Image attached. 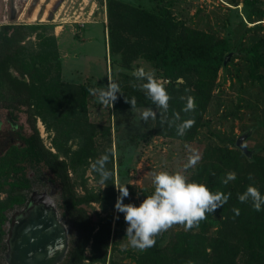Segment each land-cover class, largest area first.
Segmentation results:
<instances>
[{"label": "rangeland", "instance_id": "rangeland-1", "mask_svg": "<svg viewBox=\"0 0 264 264\" xmlns=\"http://www.w3.org/2000/svg\"><path fill=\"white\" fill-rule=\"evenodd\" d=\"M10 1L0 0V24L29 25L19 41L20 64L25 78L37 85V130L45 146L67 161L76 193L95 222L83 264H166V258L175 254L172 249L180 233L214 236L222 218L216 211L206 214L199 227L190 231L174 225L156 236L155 246L145 251L130 247L125 237L124 214L114 208L119 195L115 186L128 188L124 204L139 206L154 191L153 173L180 171L189 182L203 184L211 191L209 180L216 173L214 168H224L223 178L228 172H235L236 179L212 191L230 193L233 198L236 182L240 183L249 163L234 144L237 136L251 129L245 143L255 151V156L264 157V0H255L248 6L243 5V0H16L14 18L10 16ZM138 8L163 18L168 15L173 23L172 32L185 42L213 44L224 39L229 50L254 47L258 55L251 72L249 60L242 54L218 69L201 124L191 140L161 134L155 130L156 120L145 123L140 118L144 108L155 111V106L140 104L147 96L132 87V83H142L136 81L132 72L139 67L155 69L157 79L165 84L167 79L160 76L159 62L149 50L148 36L136 26L133 11ZM154 29L151 39L156 42L159 32ZM50 35L54 37L55 49L48 44ZM11 71L22 76L14 69ZM191 78L197 79L193 74ZM109 79L121 89L112 107L100 104L88 92L90 88L106 86ZM175 81L185 80L181 76ZM133 97L135 109L131 105L117 107ZM16 114L18 123L28 132L26 114ZM3 125L0 124V154L10 136H15ZM219 149L231 155L221 156ZM190 150L198 151L202 159L185 171L183 166ZM104 154L109 156L106 167L111 172L106 186L92 168L94 161ZM3 156L0 228L4 238L8 225L3 215L15 181L11 160L19 153L14 150L0 158ZM221 157L227 159L220 160ZM229 159V166H225L224 161ZM256 176L254 180L259 186L262 183ZM216 181L221 183L222 179ZM53 195L59 201L58 193ZM67 225L70 239L71 228ZM200 242L207 245L197 238L196 243ZM168 264L189 262L174 260Z\"/></svg>", "mask_w": 264, "mask_h": 264}, {"label": "trees", "instance_id": "trees-1", "mask_svg": "<svg viewBox=\"0 0 264 264\" xmlns=\"http://www.w3.org/2000/svg\"><path fill=\"white\" fill-rule=\"evenodd\" d=\"M254 1L243 0V5L248 6ZM133 13L137 28L143 31L150 40L149 50L152 56L158 59L160 76L167 79L165 86L171 96L169 117L173 112H178L182 120L189 118L195 120L194 126L184 136H178L174 127L168 128L167 125L162 127L159 118L156 120L155 130L164 135L191 140L201 124V116L213 89L217 71L221 66L226 67L227 65H223L225 55L230 51H235L231 58L238 54L246 56L251 72L254 70L255 58L258 56L255 48L243 51L229 50L227 41L224 39L213 44L188 43L172 32L170 24L173 23L168 15L163 18V15L139 8ZM28 26L20 23L0 24V89L3 92L0 107L11 109L13 112L23 111L26 114V123L29 128L28 132L22 133V146H12L6 150L5 154L18 150L19 156L11 160L12 170L15 173L22 170L21 162L28 159L44 168L52 176L51 179L57 183L60 190L58 205L71 228L68 250L60 264H83L85 249L93 238L95 222L76 193L67 161L45 146L37 130L34 111V104L38 100L37 85L32 79L25 78L23 65L20 64L22 50L19 41L26 34ZM152 28H155L154 32H159L156 42L151 39ZM48 44L55 49L53 35L48 37ZM258 60L260 63L263 62L260 57ZM11 69L16 70L22 76L14 75ZM192 74L197 77L196 80L191 78ZM181 76L184 77V83H177L175 80ZM185 89L191 91L186 93ZM186 95L195 97L197 105L195 111L188 114L182 112L185 101L180 99L181 96ZM140 104L153 105L148 98ZM128 105L130 104L121 103L117 107ZM16 115L18 118V114ZM237 149L249 163L240 183L236 182L234 189H237L233 198H229L227 203L216 210L222 216L216 234L212 237H204L198 234L180 233L179 240L172 249L175 254L171 258H166V264L174 260L193 264H264V208L261 211H255L250 201L241 203L238 200V195L243 193L249 185L255 186L264 195V157L255 156V151L248 157L238 147ZM213 151L216 152V148ZM224 154L227 155L226 150L219 149V155L223 156ZM228 155L231 153L229 152ZM4 156L0 159H3ZM225 159L227 157L224 159L221 157L220 160ZM233 159L237 164L236 156ZM229 162L230 159L224 161L225 166H229ZM214 172L216 173L209 180L210 186H212L210 187L211 191H214L216 187L217 189L224 187L223 183L216 180L223 179L222 175L225 173V169L214 168ZM249 174L252 175V179H249ZM254 174L261 181V185L257 186ZM14 187L15 184H12L7 207H10L19 198L14 194ZM233 209H239V215H236ZM3 217L6 218V215L4 214ZM3 233L4 230L1 227L0 264H6L3 255L5 251ZM197 238L200 241H205L207 245L202 242L197 244Z\"/></svg>", "mask_w": 264, "mask_h": 264}, {"label": "clouds", "instance_id": "clouds-1", "mask_svg": "<svg viewBox=\"0 0 264 264\" xmlns=\"http://www.w3.org/2000/svg\"><path fill=\"white\" fill-rule=\"evenodd\" d=\"M132 75L136 81H142V83H132V87L143 91L155 106V111L151 107L144 108L140 112V118L145 123L159 118L162 127L164 125L168 128L174 127L178 136L186 135L187 131L194 126L195 120L194 118L182 120L178 112H173L169 117L171 96L167 92L165 83L157 79L155 69L146 70L144 67H139L132 72ZM190 91L185 89L186 93ZM88 92L95 96L100 104L111 107L117 100L118 94L121 95L119 84L110 79L106 86L90 88ZM180 99L185 101L182 112L188 114L195 111L197 107L195 97L186 95L181 96ZM125 102L131 105V109L136 108L135 97L130 100L125 99ZM201 159L202 156L198 151L190 150L187 162L183 166L184 170L194 168ZM108 161L109 156L104 154L92 164L93 170L100 176V183L105 186L111 177V172L106 167ZM235 179L236 173L228 172L221 183L227 185ZM249 179H252L251 174ZM153 184L152 195L145 197L139 206L131 203L124 204V198L129 196L128 188L115 186L119 195L114 208L117 212L124 214L127 224L125 237H127L128 245L140 251L154 247L155 237L174 225H182L185 231L198 228L200 222L207 218L206 214H213L220 209L231 195L221 191L213 193L203 184L189 182L180 171L153 173ZM238 200L241 203L250 201L255 211H261L264 208V195L253 185H249L243 193L239 194ZM233 211L239 215V209H233Z\"/></svg>", "mask_w": 264, "mask_h": 264}, {"label": "water", "instance_id": "water-1", "mask_svg": "<svg viewBox=\"0 0 264 264\" xmlns=\"http://www.w3.org/2000/svg\"><path fill=\"white\" fill-rule=\"evenodd\" d=\"M236 7L238 3L235 4ZM16 9L11 3L10 16L14 18ZM235 51L228 52L223 65L231 59ZM251 129L237 136L236 146L248 157L252 151L245 140ZM6 264H58L69 246V228L58 202L47 192L33 191L26 204L15 210L3 238Z\"/></svg>", "mask_w": 264, "mask_h": 264}, {"label": "flooded vegetation", "instance_id": "flooded-vegetation-1", "mask_svg": "<svg viewBox=\"0 0 264 264\" xmlns=\"http://www.w3.org/2000/svg\"><path fill=\"white\" fill-rule=\"evenodd\" d=\"M14 7L16 5V0L10 1ZM17 112H13L11 109H6L0 107V124H5L10 128V131L13 132L15 136H10V142H8L7 147L4 149L0 155H3L6 150H8L12 146L20 145L22 146V133L25 131L23 127L18 123V118L16 115ZM4 126V125H3ZM21 171L15 173L12 170L11 175L15 179L14 194L19 196L18 200H15L10 207H7L6 222L9 226L10 216L11 214L24 206L29 199L30 194L33 191L38 192H47L50 196H52L56 202H58V197L56 198L53 193H58L59 195V187L55 181L51 179V175L39 165L30 161L28 159H24L21 164ZM57 191V192H56ZM60 198V196H59ZM6 227V229L8 228ZM59 262L58 264H60Z\"/></svg>", "mask_w": 264, "mask_h": 264}]
</instances>
